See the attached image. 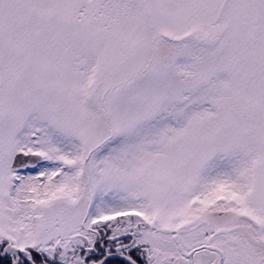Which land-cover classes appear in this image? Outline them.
Returning <instances> with one entry per match:
<instances>
[{
    "label": "snow or ice",
    "instance_id": "6c2138e0",
    "mask_svg": "<svg viewBox=\"0 0 264 264\" xmlns=\"http://www.w3.org/2000/svg\"><path fill=\"white\" fill-rule=\"evenodd\" d=\"M0 264H264V0H0Z\"/></svg>",
    "mask_w": 264,
    "mask_h": 264
}]
</instances>
